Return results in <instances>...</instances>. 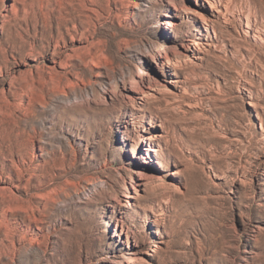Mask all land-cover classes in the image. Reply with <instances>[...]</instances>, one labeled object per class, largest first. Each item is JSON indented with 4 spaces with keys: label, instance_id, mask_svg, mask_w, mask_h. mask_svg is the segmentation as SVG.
Listing matches in <instances>:
<instances>
[{
    "label": "rangeland",
    "instance_id": "rangeland-1",
    "mask_svg": "<svg viewBox=\"0 0 264 264\" xmlns=\"http://www.w3.org/2000/svg\"><path fill=\"white\" fill-rule=\"evenodd\" d=\"M221 2L0 0V264H264V0Z\"/></svg>",
    "mask_w": 264,
    "mask_h": 264
},
{
    "label": "bare ground",
    "instance_id": "bare-ground-1",
    "mask_svg": "<svg viewBox=\"0 0 264 264\" xmlns=\"http://www.w3.org/2000/svg\"><path fill=\"white\" fill-rule=\"evenodd\" d=\"M205 2L208 3V5L211 7L212 10H215L218 14L219 13H224V11L226 10V6L227 4H223L221 2V0H204ZM250 18L249 17H245V26L246 28H250ZM143 97L147 96V93L145 91H143ZM41 199H45V196L43 194L40 195Z\"/></svg>",
    "mask_w": 264,
    "mask_h": 264
}]
</instances>
